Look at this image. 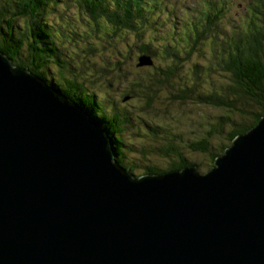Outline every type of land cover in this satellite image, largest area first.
<instances>
[{"label":"water","instance_id":"95a60500","mask_svg":"<svg viewBox=\"0 0 264 264\" xmlns=\"http://www.w3.org/2000/svg\"><path fill=\"white\" fill-rule=\"evenodd\" d=\"M92 114L0 49V264H264V115L206 172L136 176Z\"/></svg>","mask_w":264,"mask_h":264},{"label":"trees","instance_id":"16d2710c","mask_svg":"<svg viewBox=\"0 0 264 264\" xmlns=\"http://www.w3.org/2000/svg\"><path fill=\"white\" fill-rule=\"evenodd\" d=\"M162 3L161 0L158 4ZM213 4L217 5H212L217 19L223 18L225 1H215ZM245 4L246 1V25L242 23L238 28L233 27L232 31H217L220 41H215L214 32L209 61L205 65L192 64L190 71L186 70V64L181 60L189 59L198 49L204 35L203 30L208 35V26L217 28L220 21L217 23L215 20H206L198 29L196 26L193 29L185 28L183 38L188 41L187 50H183L182 46L177 49L182 57L178 58L179 52L176 50L173 54L165 44L162 48L165 62L157 64L153 58V47L143 42L142 32L144 25L155 22L153 13L163 5L156 8L154 4H147V0H0V49L15 65L46 78L48 83L84 108L87 106L91 109L94 106L97 120L101 121L109 133L113 129L116 132L111 135V140L121 165L124 163L126 150L135 149V144L123 137L124 128L132 123V117L129 115L130 109L122 105L121 100L141 98L145 103L144 112L150 109L160 114L162 119L158 118L153 124L149 121L152 126L147 124L150 133L143 136L147 137L144 138L145 141L151 140V143L141 144L140 151L143 158L146 154L154 153L171 159L170 164L149 165L145 172L141 170L138 174L135 164H132V168L126 166L130 173L136 176L158 175L192 164L199 171L200 168L207 170L237 135L253 129L264 115V0H250V3ZM69 8H73V14ZM198 12L202 13L201 10ZM205 13L209 14L210 11L206 10ZM83 17L86 22H83ZM73 23L76 30L71 25ZM77 23L80 26L77 27ZM188 24L192 23L189 21ZM130 30L135 31L137 40L141 41L135 44L140 47L138 49L136 46V57L139 59L140 56L147 55L152 59L153 66L148 68L155 73H149L148 78L128 75L121 65L122 61L128 62L127 59H114L117 53L113 50L112 53L106 51V47L110 46L120 52L117 40L122 39L123 34ZM126 43L130 45L131 51L137 50L133 48V42ZM120 44L124 45V42L121 41ZM154 50H158V47H154ZM173 55L176 58H172ZM111 63L114 71L116 70L113 73L108 68ZM90 64L93 79L86 75L82 78L84 68ZM202 66L206 67L204 80L209 83V87L197 93V78L201 75L198 72ZM111 74L117 75L113 80L122 79L128 85L121 99L110 100L109 105L99 90L93 89L91 85L104 77H113ZM162 94L165 97L163 102L172 98H189L188 100L199 104H214L221 108L220 114L214 124H203L199 120V115L209 118L205 113L193 115L189 117L184 131L177 130L181 123L179 118L163 108L164 105L162 108H153ZM165 110V115H162ZM142 113L138 115L139 119L142 118ZM194 129L198 132L193 131ZM215 137H219L218 143L215 142ZM184 147L204 155L205 164L196 159L190 160L182 150ZM172 150L174 154L171 153ZM155 155L148 156L146 160Z\"/></svg>","mask_w":264,"mask_h":264},{"label":"rangeland","instance_id":"374dc122","mask_svg":"<svg viewBox=\"0 0 264 264\" xmlns=\"http://www.w3.org/2000/svg\"><path fill=\"white\" fill-rule=\"evenodd\" d=\"M161 0H147V4H154L156 5V8H160L161 5H163L160 9H157L153 14V18L155 22H153L151 25L143 27L144 31L143 33V42H147L151 47H153V58L155 59V63L161 64L165 62V57L162 52V48L165 44L170 48L168 49L173 54L176 53V51L179 46H182L183 50H187L186 46H188L186 43L188 41L184 39L183 33L186 30L185 28H191L197 27L200 28L202 25H204V22L206 20H215L217 23L220 21V26L217 28H214L212 26H208V35L207 32L203 30L204 35L200 39L201 42L197 46V50L191 55L189 59H182L186 64V70L188 69L190 71L192 64L199 63L202 65L207 64V62L210 59L211 52H212V36L215 32V41H220L221 38L217 36V31L221 30V32H227L232 31V28H238L240 24L246 25L245 20V9H244V3L246 1V4L250 3V0H162L163 3L159 5L158 3ZM219 1L221 3L222 1H225L224 4V12H223V18L219 17L217 19L215 15V9L212 8L213 2ZM212 3V4H211ZM158 4V5H157ZM216 4V3H215ZM245 4V5H246ZM1 6V5H0ZM217 6V5H214ZM212 8V9H211ZM71 9L70 13L73 14V8ZM199 10L202 11L198 12ZM206 10H209L210 13L206 14ZM204 15V16H202ZM69 17H72V15H67ZM83 22H86V19L82 18ZM189 21L192 23L191 25L188 24ZM229 22V24H228ZM209 22H207L208 24ZM73 29L76 30V27L74 26V23L71 24ZM80 26L77 23V27ZM190 31V30H189ZM137 33L133 30H130L126 34H123L122 39L117 40V43H119V50L116 48L111 49L110 46L106 47V51L109 53H112L111 50L115 51L116 56H114V59H118L119 57H123L125 60L127 59L128 62L122 61L121 65H123V71H127V74H131L133 77L137 78L138 76L148 78L149 73H155L153 70H150L148 67H152L153 65H139V59L136 57V51L140 49L139 46L135 45L141 41L137 40ZM117 38V36H116ZM121 41L124 42V45L120 44ZM128 42L132 45H135L133 48L138 49L135 51H131L130 45H128ZM192 43V42H191ZM137 46V47H136ZM154 47H158V50H154ZM178 51V50H177ZM179 52V51H178ZM131 55L132 58L129 56ZM139 55V53H138ZM180 52L178 53V58L180 56ZM135 56V57H133ZM182 57V56H180ZM131 58V59H130ZM171 59V57H169ZM172 58H176L174 55ZM72 61V59L70 58ZM123 60V59H122ZM211 61V60H210ZM92 65L90 64L89 67H85L84 71L85 74L82 73L80 70L81 77L85 78L86 76L90 79H93L94 74L93 70L91 69ZM118 67V66H116ZM109 72L113 73L114 67L113 63L108 65ZM149 69V70H148ZM152 71V72H149ZM206 67L202 66L199 69V72L201 75L197 78L198 81V87L196 89V92L205 91L207 87H209V83L204 80ZM141 72H144L141 74ZM147 72V73H146ZM115 74V73H114ZM111 74L113 77L107 78L104 77L103 79L97 80L96 82L92 83L91 87L93 89L99 90V92L102 94L101 96L104 97V100L107 104H111L110 100H120L121 95L123 94L125 88H127L128 82L124 83L122 79L119 81L113 80L116 78L117 75ZM86 75V76H85ZM43 80L46 82H49L46 80V78L40 76ZM192 78H190V81ZM100 83V84H99ZM106 95V96H104ZM196 95V94H195ZM164 95L162 94V97L159 102H156L153 108H162L163 105L165 109L168 110L171 114H173L177 119L179 118L181 121L180 128L177 127V130L181 129L184 131L185 127L187 126L189 117H192L193 115H198L199 113H205V115H208V117L204 115H199V120L202 121L203 124H214L215 120L218 118L217 116L220 114V107L212 105H206V104H199L198 102H195L193 100H188L189 98L185 100L181 99H170V101L166 100ZM125 107L127 106L128 109H130L129 115L132 117V123H128L126 128H124L123 137L127 141H132L135 144L134 151L126 150V157L124 159V163L122 164L125 168L126 166H130V168L133 167L132 164H135V171L138 174L141 170L145 172L146 166H154V165H160V166H167L170 164L171 159L166 157H161L160 155H155L154 153L146 154L143 158V154L140 151L141 144H147L151 143V140L145 141L147 137H144L143 135L147 134L149 131V128L147 124L149 125V121H151V124L158 121V118H161V115L158 113H155L154 111L150 109H146L144 112V100L140 99H134V98H126L124 100H121L120 102ZM92 107V105H91ZM192 111V113H191ZM95 114V107L93 106L90 109V114ZM142 113V118L139 119L138 115ZM166 110L162 113V115H165ZM92 114V115H93ZM179 121V120H178ZM211 121V122H210ZM101 122V121H100ZM115 124V123H114ZM103 125V124H102ZM152 126V125H149ZM215 126L219 127L218 124H215ZM115 128V127H113ZM112 128V129H113ZM108 131V130H107ZM193 131L198 132L196 129ZM109 132V131H108ZM110 137L113 134H116L115 130H111L109 133ZM163 135V134H162ZM168 136V135H167ZM145 138V139H144ZM112 139V137H111ZM219 137H215V142L218 143ZM154 146H156L154 144ZM114 147V146H113ZM184 153L188 158L196 159L197 162H200L201 164H205V156L201 154H197L196 152H193L192 150L188 148H183ZM174 154V151L172 152ZM117 154V153H116ZM155 155L154 157H151V159L146 160L148 156ZM196 167V165L192 164ZM204 166V165H202ZM198 168V167H196ZM198 170V169H197ZM209 169H203L200 168L201 172H206ZM199 171V170H198ZM143 172V173H144ZM144 175V174H143Z\"/></svg>","mask_w":264,"mask_h":264},{"label":"bare ground","instance_id":"6f19581e","mask_svg":"<svg viewBox=\"0 0 264 264\" xmlns=\"http://www.w3.org/2000/svg\"><path fill=\"white\" fill-rule=\"evenodd\" d=\"M188 167V166H187ZM126 170H127V168H126ZM128 171V170H127ZM171 171V170H170ZM162 174V173H161ZM158 175H160V174H158Z\"/></svg>","mask_w":264,"mask_h":264}]
</instances>
